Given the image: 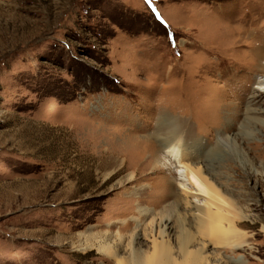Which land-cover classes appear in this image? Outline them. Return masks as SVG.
<instances>
[{
    "label": "rangeland",
    "instance_id": "obj_1",
    "mask_svg": "<svg viewBox=\"0 0 264 264\" xmlns=\"http://www.w3.org/2000/svg\"><path fill=\"white\" fill-rule=\"evenodd\" d=\"M261 62L264 0H0V264H113L100 242L126 258L161 218L196 248L165 140L242 236L213 263L264 264Z\"/></svg>",
    "mask_w": 264,
    "mask_h": 264
},
{
    "label": "bare ground",
    "instance_id": "obj_2",
    "mask_svg": "<svg viewBox=\"0 0 264 264\" xmlns=\"http://www.w3.org/2000/svg\"><path fill=\"white\" fill-rule=\"evenodd\" d=\"M256 56L262 59L259 54H256ZM260 65L264 69V63L261 62ZM263 81L264 80L261 79H255L256 85H263ZM258 95H264V90L255 88L253 98L255 97V100H259L260 97ZM253 102L255 101H252V103ZM250 112L252 114L261 113L258 110H251ZM246 122L249 124L258 123L264 125L262 120L250 117H247ZM242 128L244 129L245 127ZM217 136L220 146L226 145L231 151L233 150L232 141L228 137H223L222 131L217 132ZM182 144L178 140H165L162 143V149L167 150V152L164 153L167 154L166 158H168V165L170 167L174 166L176 170H179L181 176V180H179L181 183L177 185V190L180 195L179 204L184 212L183 216H189L196 221L197 237L195 236V246L197 247L193 249L190 248L189 243L191 237L182 225L178 238V248L173 251L174 248L172 246L170 234L167 231L169 229L167 225L169 219L161 218L157 224H154V220L152 219L144 225L143 229L144 239L149 244L146 249L134 248L133 245L130 244L128 256L126 258H121L115 255V253L112 254V251L117 249L114 248L113 245L106 242L99 243V250L106 251L107 255L111 254V256L114 257L113 264H214L213 262L217 261L219 255L216 253L217 250L227 247L231 249L242 247L241 244L237 243V241L241 240L242 236H240V233L237 232L238 230L235 228L236 224L234 218L227 216L230 215V213L223 206L224 203H226L223 195L206 175L204 166L201 162L193 163V154L188 153L185 144L184 146ZM152 149L151 146H146L141 153L145 154L149 152V150L152 151ZM150 153V159H152L150 161H153L154 164L158 153L154 150L149 152V154ZM168 165L165 163L163 164L165 167H168ZM170 187L172 188L173 185ZM140 213L142 216H145L148 211L141 210ZM239 219L238 217V220ZM209 249L213 250L215 253H207ZM240 259L239 257L235 261L240 262Z\"/></svg>",
    "mask_w": 264,
    "mask_h": 264
}]
</instances>
